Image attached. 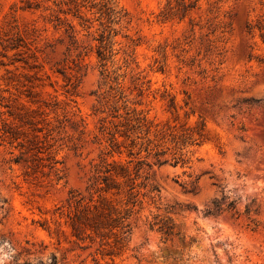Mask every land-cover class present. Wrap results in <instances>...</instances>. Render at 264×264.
<instances>
[{
  "label": "rangeland",
  "instance_id": "obj_1",
  "mask_svg": "<svg viewBox=\"0 0 264 264\" xmlns=\"http://www.w3.org/2000/svg\"><path fill=\"white\" fill-rule=\"evenodd\" d=\"M112 1L0 0V264H264V0ZM118 166L127 238L77 239Z\"/></svg>",
  "mask_w": 264,
  "mask_h": 264
},
{
  "label": "trees",
  "instance_id": "obj_2",
  "mask_svg": "<svg viewBox=\"0 0 264 264\" xmlns=\"http://www.w3.org/2000/svg\"><path fill=\"white\" fill-rule=\"evenodd\" d=\"M101 1V9L107 16L108 20L111 21L112 18H120L118 12L115 11L112 0ZM257 27L261 31L264 30V26ZM261 39L264 43V34H261ZM118 167L119 172H116L114 167L107 169L105 171L107 176H104L103 178L98 176L95 178L94 185L96 186V192H99L100 195H106L109 193L119 195L122 192L124 193L123 188L120 189L119 184H116L108 178L115 177L125 179V202L112 204V202L107 200L105 196L100 195L99 199L95 202L92 200V197L86 202L83 198L75 201L74 210L69 213L67 217L73 235L76 236L77 239H84L79 238L80 232L82 234L89 232L95 237H100L101 240L109 238V235L112 234L116 238V244H121L127 238L130 226L128 219L132 213V208L137 202L138 193L134 192V190L139 186L136 184L139 175L137 174V171L130 173L127 168H124L123 166ZM158 229L165 237L171 235V228H163L160 226Z\"/></svg>",
  "mask_w": 264,
  "mask_h": 264
}]
</instances>
